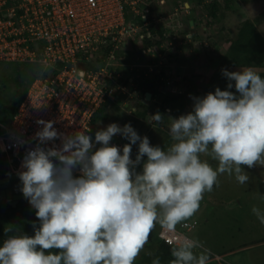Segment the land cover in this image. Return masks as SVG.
<instances>
[{"label":"clouds","instance_id":"obj_1","mask_svg":"<svg viewBox=\"0 0 264 264\" xmlns=\"http://www.w3.org/2000/svg\"><path fill=\"white\" fill-rule=\"evenodd\" d=\"M222 74L235 81L236 92L217 87L193 98L191 112L169 117L167 149L152 146L130 124H109L93 140L90 129L65 136L52 121H38L39 143L26 153L19 179L39 227L33 224L34 236H9L0 247V264H135L157 225L175 244L169 264H211V250L198 238L177 234V226L199 211L219 176L234 175L244 185L245 166L264 167V78L250 66ZM153 121L163 125L165 118L157 112L148 122ZM115 135L130 142L122 154L110 144ZM57 138L60 147L40 146ZM252 212L264 224V210ZM151 264H161L160 258Z\"/></svg>","mask_w":264,"mask_h":264},{"label":"built area","instance_id":"obj_2","mask_svg":"<svg viewBox=\"0 0 264 264\" xmlns=\"http://www.w3.org/2000/svg\"><path fill=\"white\" fill-rule=\"evenodd\" d=\"M156 1L160 7L167 5L165 0ZM214 1L223 0L204 3ZM180 12L190 14L185 0L165 15L157 10L153 13L150 0H0V62L39 69V76L27 88L10 123L0 122V155L7 160L8 175L25 170L22 161L26 153L39 143L36 133L43 125L38 121H52L58 133L65 136L91 130V122L103 105L127 94V86L135 88L132 79L129 85L122 83L120 68L145 69L141 70L144 78L157 74L163 82L161 73L165 70L159 68L167 61L161 50L165 44L173 46L179 41L183 33ZM151 29H162L167 38L159 47L144 45L140 49L141 55L155 63H132L128 44L134 38L143 43L157 39ZM93 61L96 64L90 67ZM61 143L57 138L40 146L60 147ZM111 145L121 149L122 141ZM196 225L195 221H185L176 232L189 236ZM154 234L164 244L175 247L159 225ZM212 261L231 264L225 256H213Z\"/></svg>","mask_w":264,"mask_h":264},{"label":"rangeland","instance_id":"obj_3","mask_svg":"<svg viewBox=\"0 0 264 264\" xmlns=\"http://www.w3.org/2000/svg\"><path fill=\"white\" fill-rule=\"evenodd\" d=\"M165 1L167 5L160 7L156 0H150V9H152L153 13L157 10L163 15L169 14L173 11V8L177 7L184 0ZM187 1L191 4L192 0ZM220 3H223V1ZM233 7H237L235 13L229 12L223 20L219 19L217 23L212 22L211 27H208L209 30L203 27L206 18L202 20L201 27H199L200 23L198 24L199 26L197 25L196 30L202 35L201 40H192V42L190 41L191 43L187 44L185 42L184 44L182 40L175 41L177 43H183L179 46V50H177L176 43L174 42L173 46L168 45L163 51L167 62L162 64L159 70H165V72H163L164 80L162 83L165 84L167 82L168 85H163L159 88H166L169 92L162 93V95L156 99L157 104H159V102L161 103L166 96H171L169 94L170 91H172V95L176 92L185 93V98L176 103V106L180 105L179 109L172 104L171 110H174V112L162 114L165 118V123L163 125H154V121L146 122L145 119L137 123L136 132L141 137L147 136L152 146H165V149H167L172 144L170 136H166V133L169 134L170 121L168 118H177V115L189 113L190 108L194 104L193 98H195L196 92L200 91V88L203 87L215 70L219 69L216 57L224 53L229 46V43H226L225 39L229 32L235 31L240 21L239 18L251 20L258 32L264 37V0H237ZM139 9L141 12L143 11L142 8ZM236 14L240 17H237ZM187 15L188 14L180 12V18H183V33L181 35L183 38H185V35L189 32L186 27L189 23V16L187 17ZM198 15L200 14L198 13ZM136 19L140 20V16ZM127 20L130 21V19ZM215 41H217L216 48L212 46ZM200 43L205 44L206 47L201 46ZM142 47H144L143 41L138 38H134L133 42L128 44L127 50L132 53L130 55L132 63L154 64L155 62L148 61V56L141 55L140 49ZM140 56L142 59L138 62L137 59H139ZM208 59H212L211 64L207 63ZM121 63L127 62L121 60ZM95 64L96 63L93 61L89 66L93 67ZM13 65L12 63L0 62V76H2L3 73L5 75L6 70L8 71ZM158 66H160V64H158ZM165 73L168 74L167 77ZM149 77L152 78V74H149ZM184 77L187 78V80H184ZM9 82L10 81L7 80L5 76L2 83L9 84ZM134 90V88L127 86V94L120 95L118 101L113 102L114 105L112 107L114 112L108 109L111 117L106 122L98 121L91 127L90 132L87 134L90 135L93 140L95 138V133L100 130H105L109 124L116 123L120 127H123L126 124H124V120H130L127 122H129V124H134L133 120L130 119V117L134 115L132 113L133 108L137 107L138 109H143L136 103V96L133 93ZM12 91H14V88H3L0 83V98L2 97V99H4L5 96V99L2 100L3 102L8 101V98H6L7 93ZM142 101L144 104L152 106L150 107L152 110L154 109L155 106H153V102H151V100H145V94ZM118 136L120 135L113 136L112 142L122 141V154L125 138ZM138 146L139 142L132 145L131 159L133 160H135L138 153ZM99 147L100 145L97 144L96 148ZM145 159L146 156L142 158L141 164L136 166V170L142 167ZM202 159L208 160L214 168L218 164L217 161L212 160L211 157L208 156H202ZM244 170L249 175V180L244 185L239 184L234 175L230 176L228 174H223L219 176V185L214 186L213 191L204 194L200 202L199 211L191 219L187 220L188 222L195 221L197 223L196 228L189 233V236L198 238L206 248L211 250L212 254L222 253L230 249H240L235 254L225 255V259L231 264H264V224H261L256 215L252 212L253 207L264 210V167L256 166L249 169L245 166ZM155 229L152 231V234L155 233ZM149 241L150 240H148L140 255L147 254L151 256V250L147 247ZM213 256L214 255H212V257Z\"/></svg>","mask_w":264,"mask_h":264},{"label":"trees","instance_id":"obj_4","mask_svg":"<svg viewBox=\"0 0 264 264\" xmlns=\"http://www.w3.org/2000/svg\"><path fill=\"white\" fill-rule=\"evenodd\" d=\"M185 1L188 2L187 0ZM234 1L236 0H223V3L214 1L210 4H205L204 0H192L191 4L188 2L190 6L189 20H192V14H196L197 9H199L198 13H203V11H205L206 22L203 27L208 30V27L212 25L214 20L224 17L228 11L233 13L236 11L237 7H233L235 4ZM194 6L197 8H194ZM190 26L191 25L188 23L186 27L188 28V34L190 35L191 40H201L202 35L196 30L195 24L193 27ZM151 30V34L157 35L158 38L146 39L143 43L144 45L159 47L161 44L166 42L167 38L165 37L164 31L162 29H157L155 32L154 29ZM225 42L229 43L226 51L217 55L216 57V60H218L219 69L215 70L203 87L200 88V91L196 92L195 97L202 98L209 92L214 93L217 87H219L222 91L229 90L234 93L236 92L234 87L235 81H229L225 76H223L222 69H227L229 72H234L250 66L259 72L261 77L264 78V37L258 32L256 26L251 20L245 19L241 21L235 31L228 33ZM216 45L217 41L212 44L214 48H216ZM167 46L168 44H165L161 52H163V49H166ZM179 49L180 48H177V50ZM141 59L142 57L140 56L137 61L139 62ZM207 63L211 64L212 59H208ZM119 71L122 73L121 81L123 84L129 85V80L132 79L135 85L134 91L140 96L141 99V102H138V105L143 109L134 107L132 111L134 115L130 117L134 123L130 125L134 128V130L137 129V123L144 119L146 122H148L150 116L156 114L157 112L161 114H168L166 109H169V112H174V110H171V105L174 104L176 106V103L185 98V93L182 94L175 91L176 93L172 95L173 93L170 91L169 94L171 96H166L161 101V103L159 102V104H157V102H155L157 95H162V88H159L163 85L162 81L159 80L160 75L156 74L155 76L153 75L152 78H144L141 70L134 69L129 71V69L126 67L120 68ZM161 75L164 77L163 72ZM5 76L6 79L10 81L9 84L2 83ZM38 76L39 69L34 65L27 64H14L10 67V69H8V71L6 70L5 75L3 73V75L0 76V83L2 84L3 88H14V91L7 93V102L2 101L5 99V96L4 99H2V97L0 98L1 123L6 125L10 123L18 105L27 91V88ZM183 79L187 80L185 77ZM230 82L233 84L232 89L227 88V85ZM147 92L151 94L150 100L153 102V106H155L153 110L150 108L152 106L146 105L142 101L144 99V94ZM113 105L114 103L103 105L94 116L91 122V127L94 126L98 121L106 122L111 117V115H109L108 109L113 111ZM176 107L179 109L180 105ZM192 110L193 105L189 112ZM177 116L179 117L180 115ZM127 121L130 120H124V124H129ZM167 135L169 134L166 133V136ZM128 143L129 141L125 139L124 145ZM161 148L165 149V146H162ZM146 160L147 157L145 161ZM136 171L138 172V170ZM8 173L9 170L7 168V160L2 155H0V178L5 177L8 175ZM35 212L36 210L29 204L27 199L18 200L15 206H12L10 203L2 202L0 204V247H2L3 242L12 235L26 234L28 236H34L33 224L35 223V225L39 227V220L37 219ZM149 240L150 241L147 247H149L148 249L151 250V256L147 254H141L140 257L135 261V264H151L152 259H154L156 256L160 258L161 264H169V261L173 259L171 256L173 247L164 244L157 239L155 234L152 233L150 234ZM52 251L55 254L58 250L54 249Z\"/></svg>","mask_w":264,"mask_h":264},{"label":"water","instance_id":"obj_5","mask_svg":"<svg viewBox=\"0 0 264 264\" xmlns=\"http://www.w3.org/2000/svg\"><path fill=\"white\" fill-rule=\"evenodd\" d=\"M195 15L192 14V18ZM191 27H193V22H190ZM151 94L145 93V100H150ZM22 182L19 179L18 174H9L3 178H0V204L2 202L10 203L15 206L16 202L20 199H26L21 191Z\"/></svg>","mask_w":264,"mask_h":264},{"label":"crops","instance_id":"obj_6","mask_svg":"<svg viewBox=\"0 0 264 264\" xmlns=\"http://www.w3.org/2000/svg\"><path fill=\"white\" fill-rule=\"evenodd\" d=\"M235 3L237 2V0L236 1H234ZM194 8H197V7H195L194 6ZM198 12H199V9H197V15L196 14H194L195 15V17L194 18H192V20H194L193 22H194V24H195V26H196V28H197V25L200 23V26L199 27H201V23H202V20L206 17V13H205V11H203V13H199L200 15H198ZM236 12V11H235ZM234 12V13H235ZM229 13V11L226 13V15L224 16V17H220L219 19L220 20H223L226 16H227V14ZM231 13H233V12H231ZM205 17H204V16ZM189 15H187V17H188ZM236 16L237 17H240V16H238L237 14H236ZM219 19L218 20H214L213 22H215V23H217L218 21H219ZM192 20H188L189 22H191ZM240 20V21H239ZM239 22L238 23H240L241 21H243V18H239ZM245 20V19H244ZM194 24H193V26H194ZM209 27H211V25L209 26ZM209 30V29H208ZM189 37H190V35L189 34H186L185 35V38H183V36H180V39L179 40H182V42L184 43H191L192 42V40H191V42H190V40H189ZM187 39V40H186ZM186 40V41H185ZM183 43H177L176 44V46H177V48H179V46H181ZM184 43V44H185ZM180 44V45H179ZM167 61V60H166ZM173 89V88H172ZM135 92V91H134ZM165 92H169L168 90H166V88H162V93H165ZM135 96H136V98H135V100H136V103L138 104V102H141V99H140V96L135 92ZM158 97H160V95H157V97H156V99L158 98ZM150 99H151V97H150ZM155 102H157V100H155ZM127 106V105H126ZM166 112L167 113H169V109H166ZM197 224V223H196ZM196 228V227H195ZM242 248H244V247H242ZM238 250H240V249H230V250H228V251H223L222 253H215V254H212V255H214V256H225L226 254L227 255H232V254H235V253H237L238 252ZM211 264H218V263H216V262H214V261H212V259H211Z\"/></svg>","mask_w":264,"mask_h":264},{"label":"flooded vegetation","instance_id":"obj_7","mask_svg":"<svg viewBox=\"0 0 264 264\" xmlns=\"http://www.w3.org/2000/svg\"><path fill=\"white\" fill-rule=\"evenodd\" d=\"M163 86V85H162Z\"/></svg>","mask_w":264,"mask_h":264}]
</instances>
